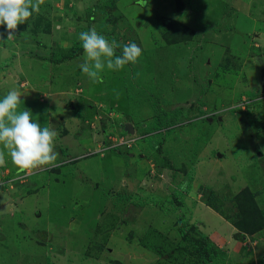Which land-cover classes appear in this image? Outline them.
<instances>
[{"label":"rangeland","instance_id":"1","mask_svg":"<svg viewBox=\"0 0 264 264\" xmlns=\"http://www.w3.org/2000/svg\"><path fill=\"white\" fill-rule=\"evenodd\" d=\"M171 19L188 38L167 39ZM92 28L115 38L117 56L140 46L137 63L93 83L79 40ZM0 34V99L16 90L18 110L56 131L58 153L56 167L0 193L28 198L24 216L0 215V264H205L183 222L219 247L210 264H264V228L239 239L229 225L246 222L236 201L246 187L264 215V0H44L13 39ZM155 107L181 122L161 131ZM128 123L143 137L119 144ZM5 160L0 174L18 176ZM200 186L227 222L195 207Z\"/></svg>","mask_w":264,"mask_h":264},{"label":"clouds","instance_id":"2","mask_svg":"<svg viewBox=\"0 0 264 264\" xmlns=\"http://www.w3.org/2000/svg\"><path fill=\"white\" fill-rule=\"evenodd\" d=\"M44 0H0V27H6L7 40L16 35L18 26L26 23L33 13L40 12ZM63 25L54 24L53 32L61 31ZM3 40V34H0ZM84 62L80 68L93 83L102 82L100 75L105 68L120 70L125 65L136 64L142 49L134 42L122 46V54L115 55L121 45L115 38L109 40L95 28L79 33ZM22 103L16 90H9L0 99V165L6 163L5 152L19 173H27L43 166L56 167L58 153L53 142L57 133L45 124L33 121L30 110H18ZM186 182L181 185L183 190Z\"/></svg>","mask_w":264,"mask_h":264},{"label":"trees","instance_id":"3","mask_svg":"<svg viewBox=\"0 0 264 264\" xmlns=\"http://www.w3.org/2000/svg\"><path fill=\"white\" fill-rule=\"evenodd\" d=\"M169 27L171 28V32L166 34L169 36L167 39H171V41L174 42H181L182 40L188 38L187 32L189 31L188 27L181 25L178 21H175L174 19H171L170 22H168ZM183 29L185 33L181 32L182 34L177 37L174 32H177V30ZM165 35V36H166ZM186 35V36H185ZM166 36V37H167ZM74 54H64V55H58L54 58H51L54 63H62L66 60H69L73 57H75ZM49 57H43V59H46ZM154 119L155 124L158 126L161 131L167 130L169 131L172 127L178 125L181 122L180 116H179V110H175L172 113L168 114L162 110H156L154 111ZM193 177H188V180H186V187L182 190L183 193H188L191 190ZM184 182V183H185ZM180 186L182 183L179 184ZM181 188V187H180ZM213 190L206 186H200L199 187V193L202 195V202L206 204L207 206L214 208L215 211L220 213L224 216V214L219 210V208L211 201V195L213 194ZM236 201L239 204V207L241 208V212L246 220L245 223H240L237 221H232V224L238 229L239 235L237 238L243 239L248 234H254L261 229L264 228V215L262 211L257 206L254 194L252 191L246 187L243 190H241L237 196ZM178 204L182 206L183 202L178 201ZM231 222V221H230ZM188 225V222H183L181 224L182 232L185 237L192 240L195 244V252H197V255L200 257V260L203 261L205 264H210L211 260L219 253L220 249L216 246L214 241L204 232L199 230L195 225ZM192 232L199 234V238L191 236ZM191 236V237H189ZM174 253H170V256H173Z\"/></svg>","mask_w":264,"mask_h":264},{"label":"crops","instance_id":"4","mask_svg":"<svg viewBox=\"0 0 264 264\" xmlns=\"http://www.w3.org/2000/svg\"><path fill=\"white\" fill-rule=\"evenodd\" d=\"M192 194V193H191ZM189 195V197H187L186 199L190 200V196L193 197L192 195ZM1 195V194H0ZM9 198H12L11 196L7 195L6 198H2L0 197V215H4V214H7L9 216H15L17 212L21 213L23 216L25 215L24 214V210H26V205L28 203V198H20L18 199V201L13 200V199H9ZM198 202H195V207L198 208L199 205H206L202 202L201 200V194H199V197H198ZM17 203V204H16ZM207 206V205H206ZM194 207V206H193ZM209 207V206H208ZM191 208V207H190ZM211 208V207H210ZM188 209V207H187ZM212 212H214L215 214H217L222 220H224L225 222H227L225 219H223V217L218 213L216 212L215 210H213L211 208ZM23 222V221H22ZM229 225L232 227V232H239L237 228H235L231 223H229ZM200 226L201 228H203V230H206L204 227H203V222L200 223ZM236 229V231H235ZM206 233L208 231H205ZM213 233H215V230H213ZM208 234V233H207ZM17 247V246H16Z\"/></svg>","mask_w":264,"mask_h":264},{"label":"built area","instance_id":"5","mask_svg":"<svg viewBox=\"0 0 264 264\" xmlns=\"http://www.w3.org/2000/svg\"><path fill=\"white\" fill-rule=\"evenodd\" d=\"M142 137H143V135H139L138 133L135 132L131 137H129L125 141H124V139H121L119 144H123L125 142L136 143V141H138ZM113 146H115V144L114 145H109L108 147H113ZM8 171L9 170H7V172ZM8 174H9V172L7 174H0V193L2 191L6 190V187L12 188L13 187V183H15L16 180L19 179L20 181L23 182V181L26 180L27 177H29V175H31L29 172H27V173H19L18 176H16V177L10 176Z\"/></svg>","mask_w":264,"mask_h":264},{"label":"water","instance_id":"6","mask_svg":"<svg viewBox=\"0 0 264 264\" xmlns=\"http://www.w3.org/2000/svg\"><path fill=\"white\" fill-rule=\"evenodd\" d=\"M126 129H127L129 132H131V133H135V128H134V126H133L131 123H128V124L126 125Z\"/></svg>","mask_w":264,"mask_h":264}]
</instances>
